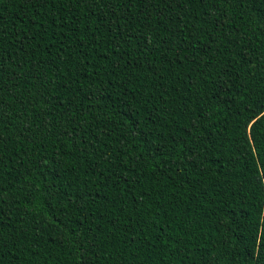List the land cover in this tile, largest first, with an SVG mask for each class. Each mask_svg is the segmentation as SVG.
<instances>
[{
  "label": "trees",
  "instance_id": "obj_1",
  "mask_svg": "<svg viewBox=\"0 0 264 264\" xmlns=\"http://www.w3.org/2000/svg\"><path fill=\"white\" fill-rule=\"evenodd\" d=\"M0 264H264V0H0Z\"/></svg>",
  "mask_w": 264,
  "mask_h": 264
}]
</instances>
